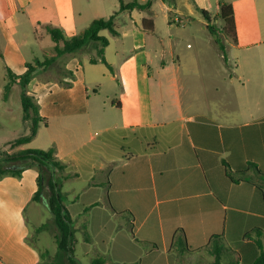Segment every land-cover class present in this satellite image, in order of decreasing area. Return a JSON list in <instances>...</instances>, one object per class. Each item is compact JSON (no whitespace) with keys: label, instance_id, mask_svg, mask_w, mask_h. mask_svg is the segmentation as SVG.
Instances as JSON below:
<instances>
[{"label":"crops","instance_id":"1","mask_svg":"<svg viewBox=\"0 0 264 264\" xmlns=\"http://www.w3.org/2000/svg\"><path fill=\"white\" fill-rule=\"evenodd\" d=\"M148 1L84 0L89 24L115 15L117 33L100 32L109 40L104 57L110 67L92 63V44L90 51L37 69L27 87L41 79L59 95L44 104L52 107L47 115L38 108L43 122L35 138L10 144L30 133L22 117L23 135L4 141L10 147L3 150L55 149L70 176L63 192L77 259L187 264L190 256L213 263V237L220 236L225 261L252 264L264 252V0H151L148 10L120 12L121 2ZM222 3L234 8L237 32V43H226L227 61L208 31L222 25ZM77 14L74 0H0L1 105L9 100L3 97L7 69L25 72L31 61L24 49L35 48L44 34L55 43L46 26L68 39L77 35ZM144 20L152 31L142 27ZM187 37L204 41L220 61L204 85L208 91L196 90L201 86L191 74L198 67L186 63L183 51ZM56 46L47 57L56 55ZM83 52L84 61L73 63ZM74 72L84 87L77 97L67 79ZM38 176L29 168L19 178L0 179V264L41 262L39 246L48 245V231L35 234L37 243L32 238L44 224L40 203L33 201ZM181 230L189 250L183 253ZM46 250L54 254L57 247Z\"/></svg>","mask_w":264,"mask_h":264},{"label":"trees","instance_id":"2","mask_svg":"<svg viewBox=\"0 0 264 264\" xmlns=\"http://www.w3.org/2000/svg\"><path fill=\"white\" fill-rule=\"evenodd\" d=\"M151 6V0L146 4L132 2L124 4L121 2L120 12L128 10H148ZM119 13V12H118ZM203 13L207 16L206 12ZM115 15L108 19H96L81 33L66 38L63 31L59 28L46 26L48 33L52 40L57 44L55 56L45 57L44 60H35L34 64L28 63L26 71L21 75H15L10 69L6 71V78L8 83L4 88V99L9 97L12 86L15 83L20 84L23 89L22 92V107L24 119L30 122V133L27 136L20 137L12 142V147L29 143L36 137L40 123L43 119L39 116V109L33 99L26 94V88L31 82L34 73L39 68H47L51 66L62 55L68 53H77L83 51L88 46L96 44L97 59H92V63L98 61L110 67L104 57V48L109 44V40L100 36L102 30H109L111 33H117L114 27ZM222 21L221 26L209 25L208 31L214 38L215 43L218 45L220 51L226 57V43H237L236 21L234 8L231 5L222 3L220 12L217 16ZM142 27L147 31H152L153 26L148 20L142 22ZM29 168H34L38 171V191L33 196V201L43 204L51 213L54 224L58 229L56 234L57 250L54 254L46 250L40 251L41 262L40 264H82L76 258L74 253V239L75 229L74 222L66 209L67 196L63 192L64 183L70 178L65 172L64 164L58 159L55 149H25L9 153L5 150H0V179L5 176L21 177L22 173ZM264 182V174L259 173ZM261 188V187H260ZM46 189L49 195H46ZM49 228V223H44L35 228L34 234H39ZM84 238L90 241V236L86 230H83ZM30 243L32 240H28ZM215 243L212 255L214 256L213 264H223L222 254L226 253L228 249L222 243L220 236H214ZM180 246V253L189 251L187 247L184 232L181 230L178 239ZM93 264H105V260L96 259ZM229 264H240L239 261H231ZM252 264H264V252Z\"/></svg>","mask_w":264,"mask_h":264},{"label":"rangeland","instance_id":"3","mask_svg":"<svg viewBox=\"0 0 264 264\" xmlns=\"http://www.w3.org/2000/svg\"><path fill=\"white\" fill-rule=\"evenodd\" d=\"M74 4L77 9V16L76 18V25L74 27L75 31L77 34L81 33L88 27L90 24V19H92V16H88V10H86L84 0H74ZM55 9L49 10V12H55ZM88 16V18L84 21V17ZM8 17V14L6 15ZM34 32V30H33ZM35 35V34H34ZM38 37V36H37ZM39 43L36 45L35 48L26 50L24 49L25 53L29 55L28 59L31 61V63L35 62L36 59H41L43 60L46 56V51H52V46L56 43H53L48 35H43L42 38H38ZM190 45L191 49L187 48V45ZM208 46L205 45L204 41L199 40L198 38L196 40L192 39L191 37H187L184 40V45H183V51L185 54H187V62L190 64L192 67H198V69L195 71V73H192V77L195 78V84L198 86H201L200 89L198 87L196 88L197 92H203L202 89L205 91H208L207 87L204 88V85L207 84V79L209 76H214L213 72L217 71L218 67L220 66V61L216 57V55L208 50ZM87 51H90L87 47ZM96 55L97 50H95ZM196 58H193V56L196 54ZM226 54V53H225ZM88 54L80 53L78 56L73 57V63L76 62H81L84 61ZM194 59V60H193ZM196 60V61H195ZM211 60V61H210ZM193 61V62H192ZM217 67H213V66ZM207 67H212L209 70V73H207ZM16 74H23L24 69L21 70L18 67L14 68ZM67 79H69V82L73 84V96L77 97L80 96L79 90L81 86V91L84 93V87L82 89V76L81 74L77 73H72V74H67ZM42 83H37L33 81L29 87H27L26 94L29 97H34L33 99L34 103L38 106L40 110H42V113L44 115H47V113L52 109V107H49V105H44L45 103L48 102V99L51 98L52 96L59 95V89L58 88H53L50 93V91L46 88H44L45 84H47L46 81H43L40 79ZM43 84V85H41ZM22 92L23 89L20 86V84L15 85L9 94V100L6 101V103L2 104L0 103V150L3 149H8L10 147V144L5 143L4 141L6 140H12L14 138H17L21 135H23L24 130H25V124H23L22 117L24 116L23 113V107H22ZM212 93V92H211ZM204 96V95H202ZM40 103H39V101ZM39 103V105H38ZM4 107L10 108V111L4 110ZM39 110V111H40ZM41 115V114H40ZM24 121H26L24 119ZM29 124L30 122L27 121ZM46 195H49L48 189H46ZM40 209H41V219L39 223H49V228L47 229L46 237L45 239L48 242V245H46V242L41 243L39 246L40 249H56L57 245L54 242L55 236L58 233V229L56 225L53 222L52 216H50L51 213H49V210L43 205L40 204ZM33 215L34 211L29 210V218L31 221L33 220ZM32 223V222H31ZM49 233V234H48ZM32 238L34 239L35 243H37V240L35 238L34 230H33V235ZM76 239L81 240V234L78 233L76 234ZM39 244V243H38ZM53 254V252H52ZM224 254V253H223ZM222 254V255H223ZM190 256H186L184 259L187 262V264H213L212 262L209 261H201V260H196V259H191L190 261ZM79 260H81L82 264H90V262L87 259H84V256L79 254L78 257ZM214 262V261H213ZM223 264H229L225 259H222ZM186 264V263H185Z\"/></svg>","mask_w":264,"mask_h":264}]
</instances>
